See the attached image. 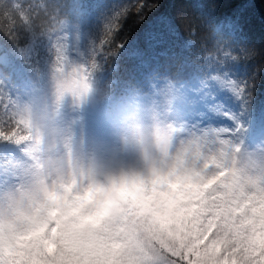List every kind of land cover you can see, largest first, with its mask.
I'll return each instance as SVG.
<instances>
[{
	"label": "clouds",
	"instance_id": "clouds-1",
	"mask_svg": "<svg viewBox=\"0 0 264 264\" xmlns=\"http://www.w3.org/2000/svg\"><path fill=\"white\" fill-rule=\"evenodd\" d=\"M204 29L202 49L223 39ZM110 40L55 4H0V48L28 69L17 90L0 68V264H264L255 120L203 123L179 73L113 87ZM248 47L232 58L251 80Z\"/></svg>",
	"mask_w": 264,
	"mask_h": 264
},
{
	"label": "snow or ice",
	"instance_id": "snow-or-ice-1",
	"mask_svg": "<svg viewBox=\"0 0 264 264\" xmlns=\"http://www.w3.org/2000/svg\"><path fill=\"white\" fill-rule=\"evenodd\" d=\"M195 2L203 5L193 16L196 24L204 28L211 23L223 37L213 38L215 43L209 42L199 54L194 53V46L188 41L180 46H165L167 37L179 34L178 21L162 13V5L156 0H137L134 8L121 5L113 14L114 22L101 24L104 34L111 37L107 50H115V55L102 53L97 59L106 63L128 52L140 68H151L161 59L166 64H180L181 79L188 93L187 107L198 112L197 118L203 123L227 127L231 132L238 123L256 121L257 91L264 81V69L250 80L239 74V66L232 58L251 51L244 34L246 10L243 9L251 0H239L232 14L222 20L218 19L217 0ZM88 33L92 34L91 28ZM135 38H143V48L132 46ZM0 68L11 75V86L19 90L27 78L25 66L8 46L0 48ZM259 118L264 131V108L260 109Z\"/></svg>",
	"mask_w": 264,
	"mask_h": 264
},
{
	"label": "trees",
	"instance_id": "trees-1",
	"mask_svg": "<svg viewBox=\"0 0 264 264\" xmlns=\"http://www.w3.org/2000/svg\"><path fill=\"white\" fill-rule=\"evenodd\" d=\"M162 5L161 12L174 17L179 23V34L166 38L165 46H180L184 41H188L194 46V53L199 54L202 50L201 44L207 43L205 38V29L196 24L193 19L194 14L203 8L202 4L195 0H156ZM9 6L19 5L22 12H32L37 10L41 3L55 4L59 8L61 16L67 17L72 24L79 23L88 32L91 28L92 34L100 32L101 24L105 22H114L113 14L117 12L121 5L134 8L137 0H0V4ZM218 19H225L234 11V6L239 4V0H217ZM245 11V38L248 46L254 45L257 49H264V0H251L244 4ZM16 18L18 15L14 12ZM196 33L192 35V29ZM195 41L194 44L190 43ZM209 44V43H208ZM133 47H144L143 38H135ZM126 52L120 58H113L104 64V69L100 78L105 82L112 83L113 87H122L131 81L134 83H143L146 78L165 73H179L183 71L180 64H166L163 59L159 60L151 68L137 67V61L129 57ZM238 72L242 76L251 74V65L245 68L240 65ZM25 75L28 76V69L25 67ZM181 76V75H180ZM257 114L264 108V81L258 87L257 91ZM260 120L252 127L251 138L256 132V127L260 125Z\"/></svg>",
	"mask_w": 264,
	"mask_h": 264
},
{
	"label": "rangeland",
	"instance_id": "rangeland-1",
	"mask_svg": "<svg viewBox=\"0 0 264 264\" xmlns=\"http://www.w3.org/2000/svg\"><path fill=\"white\" fill-rule=\"evenodd\" d=\"M260 111V110H259ZM260 114L258 115L257 114V119L260 120ZM257 119L255 121V123L253 125H255L257 123ZM261 136H264V131H262V129L260 128V131L257 130V127H256V134H254V136L252 137L253 140L261 137Z\"/></svg>",
	"mask_w": 264,
	"mask_h": 264
}]
</instances>
